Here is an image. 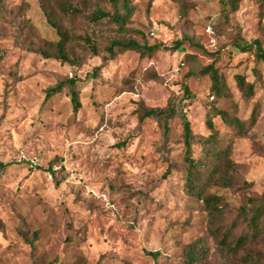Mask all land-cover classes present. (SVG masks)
Listing matches in <instances>:
<instances>
[{"label": "rangeland", "instance_id": "1", "mask_svg": "<svg viewBox=\"0 0 264 264\" xmlns=\"http://www.w3.org/2000/svg\"><path fill=\"white\" fill-rule=\"evenodd\" d=\"M131 1L132 31L124 33L109 18L88 16L112 12L111 0H0V264H183L193 244L204 247L200 264H264V233L233 252L222 242L234 221L235 235L246 230V198L264 194V62L233 45L259 38L264 46V0H241L229 17L222 0ZM60 30L69 60L57 57ZM125 37L160 48L111 56L107 46ZM212 63L227 83L220 97L202 73ZM237 75L255 83L251 97ZM70 79L78 110L68 87L47 95ZM184 84L194 134H213L219 152L192 145L206 161L200 191L223 197L220 232L202 197L186 188L181 118L170 120L168 138L156 119L139 120L140 103L164 107ZM211 107L227 113L211 117L214 129Z\"/></svg>", "mask_w": 264, "mask_h": 264}, {"label": "trees", "instance_id": "2", "mask_svg": "<svg viewBox=\"0 0 264 264\" xmlns=\"http://www.w3.org/2000/svg\"><path fill=\"white\" fill-rule=\"evenodd\" d=\"M241 0H222V13L224 16L229 17L231 13L237 11L239 9V3ZM111 3L114 6L113 11H106L102 8H97L91 14H89V18L92 21H99L103 18H109L112 22H114L117 26V32L127 33L132 31L128 27V23L130 22L134 11L135 5H133L131 0H111ZM61 9L65 12H74L81 13V9L76 6H62ZM52 25L56 26V24L50 19ZM61 39L57 42L58 56L59 58L69 60L66 52V40L67 33L60 30ZM144 35V34H143ZM89 46L91 49L98 54L96 46L94 43L88 39ZM183 40H177L173 45V48H179L182 44ZM233 45L240 50V52H253L254 58L257 62H264V46L259 38H254L251 42L243 39L242 41L235 40ZM160 48L159 44H150L147 40L143 42L137 40L133 37H125V38H117L111 41V43L107 46V51L111 56H115L118 52H124L128 50H134L139 52L141 55H152ZM255 74L259 76V69L254 68ZM202 73H209L212 78V93L216 96L220 97L224 94L225 89L227 88V83L224 77L220 74L219 70L214 66V64L207 65ZM238 86L246 97H251L255 92V83L247 81L244 75H237ZM65 87L69 88L70 96L72 102L74 104L75 110H78L81 106V101L79 97V91L76 88V81L74 79H70L68 81H60L57 82L54 86L48 88L47 95L52 96L59 92H62ZM184 94L180 96H176L171 99L168 104L164 107L159 106H148L144 103H140L139 110V120L144 121L147 118L156 119L161 127L163 128V136L165 138L169 137L170 133V120L179 116L183 123V136L186 143V153L185 160L187 162V181L186 188L192 193L196 194L199 197H202L210 215V221L212 223V228L218 230V232L223 231V229L218 225V212L222 208L223 197L216 194H207L204 195L202 191H200L199 187V177L201 174L202 167L206 166V161L202 158H195L193 156V143L198 140L202 143V149L205 151V155L218 156L219 152L215 150V139L213 138V134L206 138H198L194 134L192 129V124L187 115L186 105L189 102V99L192 95L191 89L188 84L183 85ZM214 115H222L227 118V113L215 107H211L208 112L207 125L214 129V123L212 120V116ZM223 183L226 186H230L231 183H227L226 180H223ZM240 219L246 224V230L243 231L239 235H235L233 229L236 227L237 222L234 221L231 227H227L224 231L225 234L222 235V242L228 248L229 252L235 251L239 247L246 246L248 243L257 242L264 233V194L262 195H251L246 198L245 203L240 207ZM231 238V239H230ZM203 245H189L185 255L183 264H200L202 258L205 253L203 251ZM148 254L153 257L158 256V252L147 251ZM249 259H253L255 257V253L247 254Z\"/></svg>", "mask_w": 264, "mask_h": 264}, {"label": "built area", "instance_id": "3", "mask_svg": "<svg viewBox=\"0 0 264 264\" xmlns=\"http://www.w3.org/2000/svg\"><path fill=\"white\" fill-rule=\"evenodd\" d=\"M22 158L23 159H27V160H30L32 162V166H34L35 164H37V162L35 161V159L33 158H27L26 155L22 152Z\"/></svg>", "mask_w": 264, "mask_h": 264}]
</instances>
